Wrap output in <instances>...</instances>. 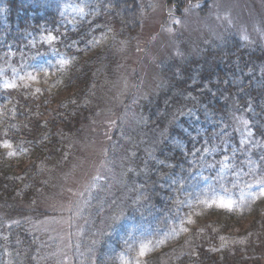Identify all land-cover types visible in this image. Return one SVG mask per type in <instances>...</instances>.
Masks as SVG:
<instances>
[{"label":"rangeland","instance_id":"1","mask_svg":"<svg viewBox=\"0 0 264 264\" xmlns=\"http://www.w3.org/2000/svg\"><path fill=\"white\" fill-rule=\"evenodd\" d=\"M62 4L68 21H64L65 26H75L77 20L91 15V36L77 44L78 57L74 59L84 62L98 56L97 64L90 66L93 73L88 79L89 91L77 101L79 115L73 117L65 134L58 161L48 158L50 161L40 165L37 192L20 215L25 214L22 219L26 221V235L36 248L38 264H105L91 257L94 247L105 234L116 233L120 225L125 226L122 222L134 215L143 201L140 174L154 161L172 126L182 128L184 124L177 121L193 116L195 102L190 100L199 95L182 94L177 89L179 84L188 89L203 80L200 90L207 92L209 80L204 73L221 68L227 71L226 53L220 51L222 57H216V53L233 39L264 58V0H195L184 6L179 0H140L142 15L139 10L130 20L128 12L121 11L128 17L124 19L119 12L121 23L102 4L93 12L89 4L83 13L77 9V5H83L79 0H69L68 4L63 0ZM137 22L133 33L123 31L122 25L133 30ZM56 47L62 56L48 45L32 47L31 53L21 54L16 61L10 58L2 69L8 73L9 83L20 85L15 100L19 109L23 107L18 103L27 100L35 102L38 114L46 106L44 117L35 118L36 127L48 119L46 113L53 114L55 106L78 89V83L71 79L70 65L60 64L68 56L60 42ZM254 65L258 72H264V59ZM37 75L38 83L32 80ZM223 83L227 85V80ZM37 87L42 89L39 95L34 94ZM224 95L227 109V91ZM234 100L228 106L227 121L231 128L242 130ZM154 107L158 108L155 112ZM19 130L22 134L23 129ZM22 136V142L28 143V138ZM222 140H227V133ZM25 144L21 152L14 154L16 167L22 171L33 158ZM8 150L16 148L10 144ZM228 167L226 160L221 170L227 171ZM260 182L247 198L257 202ZM235 202L231 197L216 195L191 204L181 217L177 234L173 233V242L146 243L130 254L124 249L115 260L118 264H169L172 258L190 255L195 256L193 264H198L200 256L196 253H201V248L209 251L223 246L222 251H210L216 255L217 264H264V251L256 256L254 251L248 252L251 246L254 248V240L258 244L262 229L259 223V228L252 230L254 213L247 217L238 213V218L227 220V210H208L211 204L232 210ZM256 205L264 208V199ZM3 213L0 226L14 221L9 213ZM194 217L197 223L189 226L188 221ZM221 235L224 240L219 239Z\"/></svg>","mask_w":264,"mask_h":264},{"label":"trees","instance_id":"2","mask_svg":"<svg viewBox=\"0 0 264 264\" xmlns=\"http://www.w3.org/2000/svg\"><path fill=\"white\" fill-rule=\"evenodd\" d=\"M62 1L0 0V9L5 6L8 9L6 14L0 12V73L10 58L16 61L21 54L31 53L33 38L38 39L47 30L58 36L63 34L60 46L72 60L69 66L71 79L78 83V89L71 92L64 102L57 104L53 114L46 113L48 119L36 127L35 118L44 117L46 106L38 114L35 102L27 100L22 104L18 103L23 107L19 109L15 101L19 89L5 92L2 88L4 81L0 77V141L9 142L16 148L13 152L0 148V209L3 214L9 213L7 215H10V220H14L0 226V264H38L35 259L36 248L26 235V221L22 219L25 214L20 215V212L28 209L26 204H31L37 192V181L42 169L40 165L52 158L58 161L57 156L62 150L65 134L69 131L73 117L79 115L80 104L77 101L89 91L88 79L93 73L90 66L97 64L95 59L98 56L84 62L74 59L78 57L77 44L91 36L88 29L91 15L86 14L84 20H77L75 26H65L64 21L66 24L68 21L63 13L65 6L63 7ZM192 1L195 0H179V4L184 6ZM79 2L90 4V12L102 4L120 23L121 19L117 15L119 12L124 19L128 18L121 11H127L130 20L139 10L142 15L140 0ZM68 3L69 0H66V4ZM139 22L133 30L128 25H122L123 31L126 34L133 33ZM73 42L75 46H71ZM222 50L226 53L227 71L221 68L217 72L204 73L209 80L207 92L200 90L203 80L199 85L193 83L188 89L181 83L177 87L182 94L199 95L190 100L195 102V107L191 109L194 117L189 115L187 120L185 117L178 120L181 126L184 124L182 128L172 126L160 151L155 154L157 162L154 159L147 170L140 174L143 188L140 197L143 201L134 215L122 222L125 226L120 225L116 233L105 234L98 246L94 247L91 257L99 263L118 264L116 255L124 249H128L130 254L146 243L173 242V233L177 234L182 223L181 217L190 209L189 205H197L216 195L236 200L231 213L227 211V220H233L238 213H241V217L254 213L252 230L256 231L259 223L262 229L258 233V244L254 240V248L251 246L248 252L252 254L254 251L256 256L258 252L264 251V208L256 205L258 201L246 197L252 187L264 180V159H258L264 156V141L261 140L264 135V72H258L254 65V62L263 61L264 58L258 51L256 53L247 49L234 39L223 49H218L216 57H222ZM9 51L15 52L16 56L6 55ZM29 58L32 59L33 55H29ZM226 80L227 85H224ZM171 81L173 85L176 84L172 79ZM226 91L227 109L224 105ZM233 99L241 115L242 130L237 126L231 128V122L227 121L230 119L228 106ZM156 109L158 108L154 107L153 111ZM20 127L23 129L22 134L19 133ZM252 129L256 130L255 136L251 135ZM226 133L227 140L223 141ZM22 135L28 138L25 150H28L30 157L33 155L25 171L16 167L14 159V154L21 152L22 144H25L22 142ZM226 160L229 167L227 171H223L221 166ZM200 251L203 254L199 253L198 264L218 263L214 253L205 248ZM194 257L189 255L172 258L169 264H193Z\"/></svg>","mask_w":264,"mask_h":264},{"label":"snow or ice","instance_id":"3","mask_svg":"<svg viewBox=\"0 0 264 264\" xmlns=\"http://www.w3.org/2000/svg\"><path fill=\"white\" fill-rule=\"evenodd\" d=\"M88 5L87 4H83V5H77V9L80 12H84L87 9ZM7 6H5L3 9H0V12H4L5 14L7 13ZM47 33V34H45ZM65 35H67V33H65ZM60 42V37L57 34H53V32H48L47 30H45L38 39L33 38V40L31 41L32 46L34 48H37V45H40L41 47H43L44 45H48L49 48H51L54 52L57 53V55H63L59 49L56 47V45ZM71 46H75V42H73V45ZM9 48L11 47L10 45L8 46ZM39 50V49H38ZM6 55H10L12 57L16 56L15 52L9 51L6 53ZM72 60L71 59H61L60 60V64L64 65V66H69L71 65ZM12 71H16L15 68H12ZM47 75L50 76L51 73L50 71L47 72ZM0 77L3 78L4 83L2 84V88L5 92H13L16 91L17 89H19L20 85L19 84H11L8 82L9 77H8V73L7 72H2L0 73ZM23 79V78H22ZM33 82H39V75L37 76H33L32 77ZM42 89L37 87L34 90V94L35 95H39L41 93ZM250 126V125H249ZM251 135L255 136L256 135V130L251 131ZM261 140L264 141V135L261 136ZM10 147V143L6 142V141H0V148L3 149H8ZM253 155H255V153H253ZM258 159H264V156L258 157ZM260 199H264V180H262L260 182V194L259 196L256 197V200H260ZM214 209H221V210H227L229 213H231V209L228 207H221L219 204H211L208 206V210L212 211ZM203 215V213H202ZM195 223H197V218H192L188 221V225H194ZM204 229H201V231H203ZM215 231H219V229H214ZM219 239L224 240L225 237L223 235H221L219 237ZM223 250V246H221L220 249L217 248H210L209 251L211 252H217V251H222ZM143 255V253H142ZM196 255L198 256L199 253H196Z\"/></svg>","mask_w":264,"mask_h":264}]
</instances>
